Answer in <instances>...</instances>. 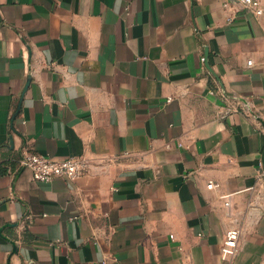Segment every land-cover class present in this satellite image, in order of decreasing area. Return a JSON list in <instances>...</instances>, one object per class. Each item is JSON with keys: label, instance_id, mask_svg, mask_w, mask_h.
<instances>
[{"label": "crops", "instance_id": "crops-1", "mask_svg": "<svg viewBox=\"0 0 264 264\" xmlns=\"http://www.w3.org/2000/svg\"><path fill=\"white\" fill-rule=\"evenodd\" d=\"M236 6L0 0V264H263L264 18Z\"/></svg>", "mask_w": 264, "mask_h": 264}, {"label": "built area", "instance_id": "built-area-1", "mask_svg": "<svg viewBox=\"0 0 264 264\" xmlns=\"http://www.w3.org/2000/svg\"><path fill=\"white\" fill-rule=\"evenodd\" d=\"M230 4L228 1L224 3L225 7ZM237 9L248 12L255 18H264V0H236ZM236 9V10H237ZM235 9L230 12L228 20L234 17ZM202 64H205V56H201ZM18 168L28 169L32 174V178L38 182H49L56 177H62L69 180L76 179L87 172L85 161L77 156H71L64 159H55L47 155L36 154L32 152H24L18 160ZM10 170H7L9 172ZM3 174L0 168V176ZM208 188L217 186L214 182L207 184ZM228 206L229 201H225ZM240 236L239 228L228 229L223 238L221 246V254L223 259H231L238 252V240ZM264 264V262H263Z\"/></svg>", "mask_w": 264, "mask_h": 264}, {"label": "water", "instance_id": "water-1", "mask_svg": "<svg viewBox=\"0 0 264 264\" xmlns=\"http://www.w3.org/2000/svg\"><path fill=\"white\" fill-rule=\"evenodd\" d=\"M205 59H206L205 65L209 68V65H208V62H207V54H205Z\"/></svg>", "mask_w": 264, "mask_h": 264}]
</instances>
